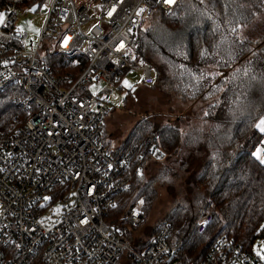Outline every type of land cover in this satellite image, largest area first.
Masks as SVG:
<instances>
[{"label": "built area", "instance_id": "built-area-1", "mask_svg": "<svg viewBox=\"0 0 264 264\" xmlns=\"http://www.w3.org/2000/svg\"><path fill=\"white\" fill-rule=\"evenodd\" d=\"M178 1L0 0V92L9 85L19 90L14 99L18 112L0 130V264L175 260L179 245L167 243L170 223L164 222L150 243L138 248L121 223L140 226L145 218L140 205L128 208L120 222L107 218L117 196L131 185L134 155L112 152L103 132L109 100L124 77L141 71L143 82L153 81L142 57L144 17L155 9L169 12ZM28 10L45 13L35 47L27 44L28 32L16 28L18 14ZM121 42L124 48H119ZM50 51L81 55L85 64L76 61L75 78L71 72L55 74L45 60ZM140 146L134 173L140 172L145 156L155 161L165 156L152 135ZM211 220V214L200 215L193 230L204 232ZM259 237L264 240V234ZM196 264L264 260L253 247L220 235Z\"/></svg>", "mask_w": 264, "mask_h": 264}, {"label": "trees", "instance_id": "trees-1", "mask_svg": "<svg viewBox=\"0 0 264 264\" xmlns=\"http://www.w3.org/2000/svg\"><path fill=\"white\" fill-rule=\"evenodd\" d=\"M263 5L264 0H179L169 12L155 9L144 17L140 38L143 60L152 69L149 88L181 102L199 100L203 115L187 131L171 123L154 125L142 117L119 146L105 142L112 152L132 151L134 155L131 185L117 196L107 218L120 222L136 204L146 216L157 194L156 185L176 176L168 162L174 155L181 159L180 171L196 161L201 166L194 176L199 188L194 198L172 207L144 241L132 238L134 246H146L167 222L171 225L167 243L179 245L175 261L196 264L217 236L251 248L264 234V164L254 155L262 138L254 124L264 114V52L258 48L260 38L255 43L238 35L239 27L250 24ZM45 60L53 73L71 72L74 78L79 72L76 61L85 64L81 55L54 51ZM18 94L15 85L0 92V130L7 129L18 112L14 105ZM147 135L155 137L165 156L157 172L146 179L144 168L159 161L148 155L139 173L133 168ZM205 214H211L212 220L198 233L194 222ZM126 264L134 263L128 260Z\"/></svg>", "mask_w": 264, "mask_h": 264}, {"label": "rangeland", "instance_id": "rangeland-1", "mask_svg": "<svg viewBox=\"0 0 264 264\" xmlns=\"http://www.w3.org/2000/svg\"><path fill=\"white\" fill-rule=\"evenodd\" d=\"M75 1L78 4L94 2V0ZM44 18L45 13L43 11L30 12L28 10L27 13L21 11L18 14L16 28L28 32L27 44L29 47L36 46ZM238 35L251 39L255 43H257V38H260V46L258 48L264 52V7L254 14L250 24L239 27ZM141 77V71L126 75L120 88H116L113 91L114 97L109 100L111 111L106 118V134L103 137L105 142H110L112 147L119 146L135 122L142 117H146L154 125L171 123L178 125L181 130L187 131L189 127L198 123L203 115L202 105L199 100L181 102L160 89L149 88V84L143 82ZM135 78L139 80L138 83L135 82ZM125 81L131 87H126ZM260 145L261 143H258L255 148ZM180 161L179 155H174L170 161L168 159V162L172 164L176 171V176L169 183L156 185L157 194L142 224L138 227L124 225L123 228L127 232L129 231L134 241L137 239L135 237L144 241L145 237L152 232V229L172 207L179 203L190 202L194 198L195 193L199 191V188L196 187L194 176L200 169V163L198 161L192 162L186 171H180L178 169ZM161 162L162 160L158 164L150 163L144 168L146 179L157 172ZM138 205L140 204L135 206ZM252 247L256 254L259 251L261 255H264L263 239L257 237ZM172 264H175V260L172 261Z\"/></svg>", "mask_w": 264, "mask_h": 264}, {"label": "snow or ice", "instance_id": "snow-or-ice-1", "mask_svg": "<svg viewBox=\"0 0 264 264\" xmlns=\"http://www.w3.org/2000/svg\"><path fill=\"white\" fill-rule=\"evenodd\" d=\"M164 3L172 4L174 0H163ZM115 11V9H113ZM109 15L111 16L112 13L110 12ZM3 19V14H0V20ZM19 31V29H18ZM119 48H124L123 42L120 43ZM126 87H131L127 81L124 82ZM257 128H259L261 131H264V119H261L260 122L256 125ZM261 149H257L256 153L254 155L257 156L258 159H260L261 163H264V156L260 155ZM47 199V198H46ZM257 256L260 257L261 260H264V255H261V253L258 251Z\"/></svg>", "mask_w": 264, "mask_h": 264}, {"label": "crops", "instance_id": "crops-1", "mask_svg": "<svg viewBox=\"0 0 264 264\" xmlns=\"http://www.w3.org/2000/svg\"><path fill=\"white\" fill-rule=\"evenodd\" d=\"M261 119H264V114L257 120V122L254 124V129L257 130L258 133L262 134V138L261 141L259 143H261V145L257 148H255L254 153H256L257 149H261V156H264V131H261L259 128L256 127V125L260 122ZM255 157L257 158V156L255 155ZM258 159V158H257ZM260 161V159H258ZM264 164V163H263Z\"/></svg>", "mask_w": 264, "mask_h": 264}, {"label": "water", "instance_id": "water-1", "mask_svg": "<svg viewBox=\"0 0 264 264\" xmlns=\"http://www.w3.org/2000/svg\"><path fill=\"white\" fill-rule=\"evenodd\" d=\"M33 10H34V8H33Z\"/></svg>", "mask_w": 264, "mask_h": 264}]
</instances>
